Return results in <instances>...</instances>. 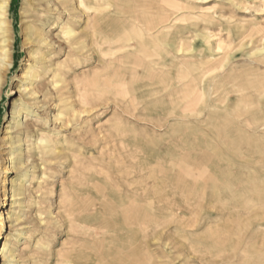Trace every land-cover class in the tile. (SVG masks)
I'll list each match as a JSON object with an SVG mask.
<instances>
[{"label":"rangeland","instance_id":"1","mask_svg":"<svg viewBox=\"0 0 264 264\" xmlns=\"http://www.w3.org/2000/svg\"><path fill=\"white\" fill-rule=\"evenodd\" d=\"M37 1L9 5L0 264L6 237L13 264H78L73 252L89 264H264V0H54L49 111L32 126L53 152L46 170L36 156L15 221L7 125L24 97L11 91L42 52L29 39ZM109 31L133 39L113 49Z\"/></svg>","mask_w":264,"mask_h":264},{"label":"bare ground","instance_id":"2","mask_svg":"<svg viewBox=\"0 0 264 264\" xmlns=\"http://www.w3.org/2000/svg\"><path fill=\"white\" fill-rule=\"evenodd\" d=\"M81 3H84V1L82 0ZM9 5L10 0H0V93L6 83L4 77L7 75L12 65L11 38L8 25ZM56 5L57 3H55L54 0H38L34 5L33 10L37 11V13H34L31 16L32 27L29 39L34 44L33 49L42 52L39 56H37L39 53H37V55L33 54L35 64L27 67L26 71L23 73L24 79L30 81V83L26 84L24 87L18 86L20 89L14 88L11 91L12 94H15L19 90L24 95L22 99H15L13 101V109L10 117L11 120L10 124L7 125L9 128L7 145V148H9V164L6 172L16 173L17 175L15 179L8 178V181H6V183L12 182L11 197L8 199L11 202V210L7 214L8 218H15V221H19L20 217H18L17 213L18 211L22 212V206H25L21 200L27 198L29 194V188H27V185L30 184L33 173L36 172L39 167L36 163V156L39 154L43 155L44 162L41 168H45L46 170L48 169V159L46 155L53 152L50 140L42 139L43 143L41 147L37 138L33 140V136L37 135V132L35 133L32 126L37 125V122L42 120V117L49 111L48 107L44 104L42 106L39 105V98L43 96L41 95V93H43L41 87L45 84L43 83L44 76H47V73L54 68V54L56 53V49L51 40L50 32L56 27V24L58 25L59 20L63 17V14L59 11L60 7H57ZM166 21V19L162 18L157 21V23L154 22V27L149 28V30L155 29L158 25L162 23L164 24ZM120 22H124V19ZM137 28L145 29L143 27ZM131 29L134 28L131 27ZM96 32H99V30H96ZM144 32L136 33V37L141 39ZM74 34L73 29H68L64 35L70 37L74 36ZM108 34L110 36L109 44L112 48L116 44L120 46H129L133 39L127 35L126 32L123 35H117L114 31H109ZM61 51V46H59L58 52L61 53ZM60 83V81H57L56 86L61 87ZM41 107H44L42 111L40 110ZM60 114L65 117L64 112H60ZM38 149L41 150L40 153L37 151ZM11 244L12 239L6 237L2 246L3 260H5L6 264H13L18 257V255L10 250ZM67 257L73 258L78 264H89L92 263L93 260L90 256L81 257V254L78 252L67 254Z\"/></svg>","mask_w":264,"mask_h":264}]
</instances>
